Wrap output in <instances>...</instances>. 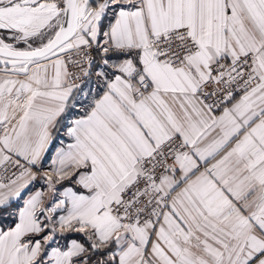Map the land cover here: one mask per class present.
<instances>
[{
    "label": "snow or ice",
    "instance_id": "snow-or-ice-1",
    "mask_svg": "<svg viewBox=\"0 0 264 264\" xmlns=\"http://www.w3.org/2000/svg\"><path fill=\"white\" fill-rule=\"evenodd\" d=\"M0 264H264V0H0Z\"/></svg>",
    "mask_w": 264,
    "mask_h": 264
}]
</instances>
